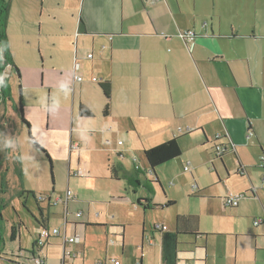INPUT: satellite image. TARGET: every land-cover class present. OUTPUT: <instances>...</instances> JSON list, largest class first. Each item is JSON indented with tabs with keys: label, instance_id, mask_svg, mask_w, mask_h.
Instances as JSON below:
<instances>
[{
	"label": "rangeland",
	"instance_id": "obj_1",
	"mask_svg": "<svg viewBox=\"0 0 264 264\" xmlns=\"http://www.w3.org/2000/svg\"><path fill=\"white\" fill-rule=\"evenodd\" d=\"M6 1L10 3L7 24L10 49L21 74L19 79L17 73L9 69L11 75L6 79H9L12 87L16 106L22 91L24 112L31 123L33 136L47 150L52 164L34 145L28 136L27 128L20 130L13 149L21 156L23 176L20 179L16 173L13 174L12 168L8 173L9 189L4 197L6 206L2 211L4 220L1 222V235L4 241L0 244L2 253L0 264H35L30 251L39 233L42 214L34 195L43 196L46 200L50 198L51 230L57 227L62 233L67 230L68 235H73L74 225L79 224L76 229L82 236V244H69L67 249L78 250L83 246L84 253L79 254L77 258L65 257L64 264H98L99 262L114 264L113 260H117L119 264H136L140 262L145 249L147 254L145 253L144 263L160 264L156 252L153 255L148 254L147 237L152 233L154 223L166 224L171 228L178 212L199 216V228L209 234L208 244L212 247V252L234 249V243L238 241L242 246L248 240H254L253 236L234 233L231 230L238 228L237 223L243 224L245 229L249 221L253 223V217L264 214L262 166L257 164L246 168L242 176L232 152L224 156V167L215 154L214 159L212 155H208L206 160L195 152L198 147L185 144L180 158L156 168L159 184L155 183L156 176L150 171L143 150L138 144L132 153L123 158L134 177L131 179L121 167H117L119 179H110L107 166L118 159L113 155L107 156L105 150L93 152L92 145L96 146L98 141L92 138V130L89 129L92 126V118H79L77 110L75 117L72 118L73 95L71 92L64 94L58 90V86L69 82V74H62L60 71L64 64L62 56H67L62 46L73 40L70 35L66 38L63 34L74 30L76 19L78 22L83 19V0ZM145 1L124 0L128 9L124 18L129 16L131 10L134 11L139 7V10L135 11L134 20H139L143 27L152 26V16L159 27H167L169 22L164 14L165 5L168 7L166 2L165 5L155 6L154 12L149 10L153 3L165 0ZM184 1L193 9L194 0ZM217 1L222 8H237L241 2V0ZM259 1L264 2V0ZM179 2L186 10L184 2ZM200 2L201 0H197V3ZM253 2L250 0L249 3L247 0V7L252 8ZM171 6L177 7L175 3H171ZM123 14L119 4L115 11L117 24L124 19ZM262 20H264V10L257 17V23L260 24ZM99 34L96 39L105 41L107 36L103 33ZM76 88V94H79L81 89L79 86ZM66 90L69 88L66 87ZM91 95L92 88H89L87 96L90 100ZM75 106L77 107V103ZM5 108L1 105L0 115L6 112ZM10 110V113L9 109L7 110L6 116L17 122L16 109L12 107ZM73 125L77 128L74 140L82 143L83 147L90 148L87 153H81L79 158L77 152H73L70 158L69 149L65 153L60 142L66 133L70 140ZM119 138L125 143L123 146H126L129 141L126 135ZM102 145L108 147L103 141ZM188 149L191 151L188 152ZM201 149L204 147L202 146ZM82 169H86L85 175H77ZM21 189L30 192L27 197L17 196ZM68 189L74 196L67 202L70 224L65 227L62 214ZM251 189L257 191L254 198L252 193L250 194ZM109 193L114 195L107 197L106 194ZM230 193H248V196L241 199L239 207H228L225 198H228ZM127 196L131 199V203L123 202L122 198ZM138 198L150 199L156 206L144 212L134 204ZM167 199L176 203L165 207ZM46 203L41 204L45 216L48 214ZM78 212H83V215L78 216ZM88 218L106 223L81 226V223H87ZM19 222L22 223L19 235L17 239L11 240V226ZM143 229L146 233L144 246L141 249ZM212 230L219 231L214 234ZM123 232L124 238H122ZM156 236L160 240V234ZM62 238L63 236L53 235L49 238V245L47 244L45 248L47 264H60L63 259ZM184 248H193L194 252L185 254L186 259L192 264H199L196 260L197 255H203V251L193 245H184Z\"/></svg>",
	"mask_w": 264,
	"mask_h": 264
},
{
	"label": "crops",
	"instance_id": "obj_2",
	"mask_svg": "<svg viewBox=\"0 0 264 264\" xmlns=\"http://www.w3.org/2000/svg\"><path fill=\"white\" fill-rule=\"evenodd\" d=\"M179 1L184 2L186 10L181 7ZM248 1L250 3V0ZM253 1L252 8L247 7V0H241L237 8H222L219 7L217 0H201L200 4L194 0L193 9L184 0L158 1L153 3L149 10L154 12L155 6L165 5L166 2L168 7L165 5L164 14L169 22L168 26L159 27L152 16V26L147 28L143 27L139 20H134L135 11L136 9L138 11L139 7L131 10L129 16L124 18L128 10L124 0H83V19H80V22L76 19L74 30L63 34L66 38L70 35L73 40L62 46L67 56H62L64 64L60 71L62 74H69V82L58 86V90L64 94L72 93V118L75 117L76 110L78 113L80 104H84L91 111L92 116L79 118H92V126L89 129L92 130V138L97 139L99 144L92 145L93 152L105 150L107 156L113 155L118 159L108 164L109 173L110 166L115 169L121 167L132 179L134 175L127 168L123 158L132 153L138 144L144 154L146 148L161 144L174 136L179 137L182 150L185 144H192L198 147L199 151L195 152L206 160L208 155L213 157L217 145L224 146L231 142L236 146L245 170L257 164L262 166L264 20L258 24L257 17L264 10V2ZM171 3H175L177 7H172ZM119 4L124 19L117 24L115 11ZM187 30H193L196 34L189 42H185L181 37V32ZM99 33L107 36L105 41L96 39ZM89 54L93 55L92 58H88ZM76 63L80 66L75 71ZM75 74L82 76L83 81H76ZM84 74L89 76L86 77ZM93 77H97L99 82L92 81ZM103 81L111 83L107 114L104 113L107 99L99 85ZM78 86L81 91L76 94ZM66 87L69 90H66ZM89 88H92L91 100L87 96ZM76 130L73 125L70 140L66 133L64 139L60 141L65 153L69 149L70 158L73 152H77L79 158L81 153H87L90 149L74 140ZM248 133H251L250 137ZM122 135H126L129 140L126 146H123L125 143L119 138ZM217 137L221 139L216 141ZM102 141L108 147H103ZM199 146L201 148L203 146L204 149ZM189 151L191 149H188ZM220 164L225 167L224 157ZM81 171L83 174L80 176L85 175L86 169ZM118 175L116 169V176L119 179ZM136 178L139 181L137 176ZM110 179L116 178H112L110 174ZM244 194L245 197L248 196V193ZM250 194L254 198L257 194L256 189H251ZM113 195L106 194L107 197ZM43 198L40 205L47 202L48 214L45 216L42 208V221H45L51 231L49 211L51 202L50 198L48 200ZM122 199L124 203H131L128 196ZM67 204H64L62 214L65 227L70 224ZM239 206L240 202L236 207ZM178 214L182 213L178 212L175 215V222L171 228L162 224L167 227L166 230L175 229ZM263 216L264 214L253 217V223L249 221L245 229L243 224L237 223L238 228L231 231L255 238L242 246L239 241L235 242L234 249L231 250L212 252V247L208 244L209 234L199 228V231L204 233L202 238L195 242H189L191 239H188L180 245V257L186 260L183 263H190L185 254L194 252L193 248H184V245H193L203 251V255H197L196 260L199 264H264V222L255 223V219ZM86 221L87 223L80 225L87 227L96 223H106L90 218ZM156 224L160 223L153 225ZM77 226L79 224L74 225V234L81 235L76 229ZM41 229L40 226L39 233ZM144 231L145 229L142 232L141 249L144 246L146 233ZM217 231L219 230H212V233L217 234ZM39 233L31 251L39 238ZM158 233L152 232L147 237L149 245L146 248L149 255L156 252L160 264H163L162 236L159 233V240L156 236ZM65 234L68 235L67 230L64 233L61 230V235L51 234L47 244L49 245V238L52 235L64 237ZM62 240L64 242V238ZM2 241L4 240L0 231V244ZM81 244L80 241L78 245ZM45 248L46 246L42 251L46 256ZM83 248L82 246L75 250L78 257L84 253ZM145 253L147 254L146 249L143 250L141 264H145ZM65 257L63 248V259L60 264H64ZM45 263L47 264V261Z\"/></svg>",
	"mask_w": 264,
	"mask_h": 264
},
{
	"label": "trees",
	"instance_id": "obj_3",
	"mask_svg": "<svg viewBox=\"0 0 264 264\" xmlns=\"http://www.w3.org/2000/svg\"><path fill=\"white\" fill-rule=\"evenodd\" d=\"M10 13V3L6 0H0V61H1V73L4 70L5 66L10 64L11 70L15 71L19 77L21 78L20 70L18 66L14 63L12 52L10 49L9 37L7 34V24L8 18ZM104 96L107 99V103L104 109V113L107 114L109 110V100L111 95V83L110 81H103L99 83ZM21 89V84L19 85ZM3 105L6 110L5 113L0 115V134H3L5 137H13L14 143L11 145L10 148L3 147L2 142H0V224L2 222L3 216L2 211L6 206L5 203V194H7L9 189V179L8 173L10 168L13 169V174L16 173L18 177L21 179L23 176L22 168H21V156L13 149L16 145L17 136L23 128H27L28 136L33 141L34 145L43 152L49 162L52 164V160L49 156L47 150L41 146L31 132V124L24 116V101L22 97V93L20 99L17 103H15V99L12 92V87L9 83V79L5 78V86L0 88V107ZM18 113L17 122L13 119H9L6 116L8 115L7 110L9 109V113L11 112L10 108H12ZM78 114L80 117H90L92 116L91 111L84 105L80 104L78 109ZM220 137L216 138V141L220 140ZM179 137H172L171 139L155 145L150 148H146L144 150V157L147 161L148 167L150 171L156 176V182L160 184L159 178L156 175V168L170 162L174 159L180 158L182 155V149L179 142ZM225 150L221 153H217L215 151L216 158L222 160V157L225 156L227 152H233L237 158L238 162V170L241 172V175H244L245 168L244 165L239 157L237 152L236 146L231 142H227L225 145ZM216 147V145H215ZM14 166H13V163ZM52 166V165H51ZM110 174L112 178L118 179L116 176V169L114 167H109ZM30 192L25 190H19L18 195L19 197L28 196ZM39 211L42 214V207L40 205V199L34 195ZM226 199V198H225ZM176 202L173 200L167 199L165 207L173 206ZM24 204H26L24 202ZM135 205L142 208L145 212L147 210L153 209L156 205L151 203L150 199L147 198H138L135 202ZM42 229L47 228V224L45 221L39 222ZM199 223L200 218L198 215L191 214V213H182L178 214L176 217V227L174 230H158L154 226L152 227V232H159L162 236V262L163 264H182L184 259L180 257V245L184 244L186 240L191 239L189 242H195L197 239L202 238L204 233L199 231ZM22 223L19 222L18 224H13L11 226V240L17 239L19 235L20 225ZM124 229V227H123ZM1 231V225H0ZM146 232V230L144 231ZM124 237V232L122 233V238ZM187 238V239H185ZM32 255V259L34 261L33 251H30ZM2 253L0 252V255ZM46 257V256H45ZM141 264V260L139 262Z\"/></svg>",
	"mask_w": 264,
	"mask_h": 264
},
{
	"label": "built area",
	"instance_id": "obj_4",
	"mask_svg": "<svg viewBox=\"0 0 264 264\" xmlns=\"http://www.w3.org/2000/svg\"><path fill=\"white\" fill-rule=\"evenodd\" d=\"M194 36H196L195 32L193 30H187V31H183L181 32V37L183 38V40L185 42H189L192 38H194ZM92 54L88 55V58H92ZM7 66V67H6ZM4 70L2 71V76L3 78H7L9 76L10 71L8 72V70H11V65L8 64L6 65ZM79 63H76L75 65V71L79 69ZM4 78V79H5ZM74 79L76 81H83V77L80 75L75 74ZM92 81L94 82H99V79L97 77H93ZM251 136V133H248V137ZM225 150V146L223 145H217L216 147V152L217 153H221ZM262 166L264 167V154L262 155ZM78 175H82L83 172L80 170L79 172H77ZM73 192L71 190H67L66 192V200L68 201L69 199H71L73 197ZM245 197L244 193H238V194H230V196L228 198H226V205L227 206H232V207H236L238 206L239 202L241 201L242 198ZM40 200H43V196L39 197ZM59 200V199H58ZM61 200V198H60ZM66 202H63L66 205ZM67 211V210H66ZM78 216H82V212H78ZM255 223L259 224L264 222V216L262 218L259 219H255ZM156 229L158 230H166L167 227L165 225L162 224H156L153 225ZM53 234V235H61V230L59 228H54L51 231H49L48 228H44L41 229L40 233H39V238L36 241L35 245L33 246V257H34V263L35 264H46V257L42 251V249H44V247L47 244V239L48 237ZM64 244H63V248H64V257L65 256H69L72 258H76L78 257V252L75 250H68L66 245L68 244H76L79 243L81 241V235L79 234H73V235H64ZM114 264H118L117 260H113ZM98 264H105L104 262H99ZM183 264H190L189 262H185Z\"/></svg>",
	"mask_w": 264,
	"mask_h": 264
},
{
	"label": "clouds",
	"instance_id": "obj_5",
	"mask_svg": "<svg viewBox=\"0 0 264 264\" xmlns=\"http://www.w3.org/2000/svg\"><path fill=\"white\" fill-rule=\"evenodd\" d=\"M5 86V79L3 78L2 75H0V88ZM0 142H2L3 147H8L10 148L11 145L14 143V138L13 137H5L3 134H0Z\"/></svg>",
	"mask_w": 264,
	"mask_h": 264
},
{
	"label": "water",
	"instance_id": "obj_6",
	"mask_svg": "<svg viewBox=\"0 0 264 264\" xmlns=\"http://www.w3.org/2000/svg\"><path fill=\"white\" fill-rule=\"evenodd\" d=\"M0 75H2V73H1V61H0ZM21 93H22V91H21Z\"/></svg>",
	"mask_w": 264,
	"mask_h": 264
}]
</instances>
